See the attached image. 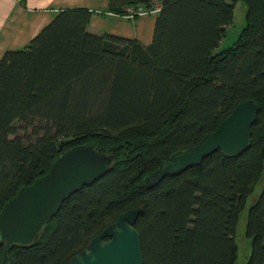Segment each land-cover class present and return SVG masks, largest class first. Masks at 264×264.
Returning a JSON list of instances; mask_svg holds the SVG:
<instances>
[{
	"label": "trees",
	"instance_id": "16d2710c",
	"mask_svg": "<svg viewBox=\"0 0 264 264\" xmlns=\"http://www.w3.org/2000/svg\"><path fill=\"white\" fill-rule=\"evenodd\" d=\"M238 0H162L153 40L88 30L94 11L64 9L24 49L0 60V212L18 190L50 170L62 152L95 142L115 156L111 170L60 206L41 240L15 246L17 264H69L130 209L144 264H236V228L264 173V0H244L245 25L215 52ZM154 7L109 0V10ZM138 19V18H137ZM260 105L251 144L216 151L149 186L172 153L216 131L242 101ZM246 264H264V188L249 208ZM5 244L0 242V260Z\"/></svg>",
	"mask_w": 264,
	"mask_h": 264
},
{
	"label": "water",
	"instance_id": "95a60500",
	"mask_svg": "<svg viewBox=\"0 0 264 264\" xmlns=\"http://www.w3.org/2000/svg\"><path fill=\"white\" fill-rule=\"evenodd\" d=\"M260 105L253 99L240 102L220 124L198 144L172 153L152 173L146 175L149 186L169 174H180L216 151L238 156L249 149L252 127ZM95 142L72 147L59 154L47 174L21 187L0 212V242L5 244L0 264H17L9 254L15 246L36 245L45 226L57 215L61 204L86 185L104 177L115 161ZM143 208L130 209L96 235L72 257L69 264H144L140 233L135 227Z\"/></svg>",
	"mask_w": 264,
	"mask_h": 264
},
{
	"label": "crops",
	"instance_id": "0c3cea01",
	"mask_svg": "<svg viewBox=\"0 0 264 264\" xmlns=\"http://www.w3.org/2000/svg\"><path fill=\"white\" fill-rule=\"evenodd\" d=\"M73 8L94 11L88 26L91 33L137 39L143 45L153 40L156 15L131 20L110 11L109 0H0V60L8 50L27 47L60 11Z\"/></svg>",
	"mask_w": 264,
	"mask_h": 264
},
{
	"label": "rangeland",
	"instance_id": "374dc122",
	"mask_svg": "<svg viewBox=\"0 0 264 264\" xmlns=\"http://www.w3.org/2000/svg\"><path fill=\"white\" fill-rule=\"evenodd\" d=\"M157 6L160 0H152ZM161 6V5H159ZM247 4L244 0H238L234 8L233 23L228 27L226 36L222 39L221 45L215 50L219 52L231 46L238 38L242 28L245 25V16ZM157 16V15H156ZM154 17V16H149ZM264 188V173L257 184L255 191L248 197L246 208L241 212L236 228V242L238 245V258L236 264H246L251 253V240L246 235L247 217L249 208L258 200L260 193Z\"/></svg>",
	"mask_w": 264,
	"mask_h": 264
},
{
	"label": "built area",
	"instance_id": "2783aa9c",
	"mask_svg": "<svg viewBox=\"0 0 264 264\" xmlns=\"http://www.w3.org/2000/svg\"><path fill=\"white\" fill-rule=\"evenodd\" d=\"M160 10L161 6L159 5L151 9H147L142 5H129L125 7L124 16L128 19L136 20L137 18L145 15H157Z\"/></svg>",
	"mask_w": 264,
	"mask_h": 264
}]
</instances>
